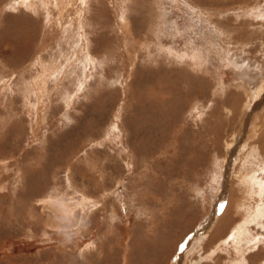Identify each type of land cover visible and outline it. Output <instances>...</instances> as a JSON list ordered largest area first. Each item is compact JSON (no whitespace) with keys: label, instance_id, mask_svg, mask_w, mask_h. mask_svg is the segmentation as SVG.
<instances>
[{"label":"rangeland","instance_id":"374dc122","mask_svg":"<svg viewBox=\"0 0 264 264\" xmlns=\"http://www.w3.org/2000/svg\"><path fill=\"white\" fill-rule=\"evenodd\" d=\"M0 264H264V0H0Z\"/></svg>","mask_w":264,"mask_h":264}]
</instances>
